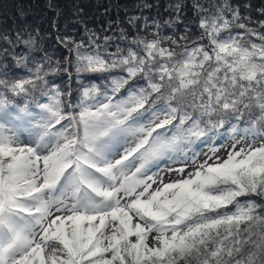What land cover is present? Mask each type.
I'll return each instance as SVG.
<instances>
[{"label": "snow or ice", "instance_id": "1", "mask_svg": "<svg viewBox=\"0 0 264 264\" xmlns=\"http://www.w3.org/2000/svg\"><path fill=\"white\" fill-rule=\"evenodd\" d=\"M193 8L191 47L58 35L61 64L32 33L0 36V264H264V32L232 0Z\"/></svg>", "mask_w": 264, "mask_h": 264}, {"label": "trees", "instance_id": "2", "mask_svg": "<svg viewBox=\"0 0 264 264\" xmlns=\"http://www.w3.org/2000/svg\"><path fill=\"white\" fill-rule=\"evenodd\" d=\"M196 2L197 0H0V36L8 34L14 38L15 33L23 32L24 38L27 39L28 33H32L37 38L36 47L46 51L53 61L58 60L61 64L65 63L68 52L57 43L58 35L61 37L70 35L77 40L86 41L90 32H95L101 44H103L104 36L112 37L109 41L111 47L108 50L115 51L117 44L121 48L129 46L128 40L134 36H147L151 39L153 33L159 32L160 35L171 36L177 40L187 36L186 43L191 47L193 42L204 43L199 39L202 30L198 27L199 17L193 8ZM210 2L212 0H199V3L204 5ZM215 2L219 3L220 0ZM232 2L239 3L241 13L251 18L250 27L264 32V28L259 27V21L264 20V14H262L264 0H232ZM245 4L250 7L245 8ZM175 5H180L179 11ZM130 17L139 19L130 25L128 23ZM157 25H159L158 28ZM120 29H123L128 39H120ZM3 46V42L0 41V47ZM181 50L180 47L176 48L178 52ZM16 51L23 52L24 48L18 47ZM42 54L41 51L33 53L36 59H39ZM5 62L10 69L9 79L28 75L25 68L14 66L11 57ZM28 67H32L31 62ZM69 72L72 73L71 98L75 102L80 95V85L75 72L71 68ZM104 75L107 74H82L80 79L85 85L93 82L103 84L106 82ZM48 79L62 88L68 82V76L65 73L55 77L49 76ZM125 91L122 90L119 95H123ZM40 98L39 90H37L32 99ZM219 131L222 135L217 137L216 141L225 142V129Z\"/></svg>", "mask_w": 264, "mask_h": 264}, {"label": "rangeland", "instance_id": "3", "mask_svg": "<svg viewBox=\"0 0 264 264\" xmlns=\"http://www.w3.org/2000/svg\"><path fill=\"white\" fill-rule=\"evenodd\" d=\"M249 142H250V140L249 141H243L241 146L247 147V145H248ZM261 143H264V142H262L260 140H257L253 146L254 147H259ZM224 144H225V147L224 148H221L220 149V152L218 153L221 156H225L226 155V148L230 146L231 140L230 139L226 140L224 142ZM205 151H207V148H204V149L201 150L202 154H201V156L199 158L201 162L204 159H206V157L203 155V152H205ZM189 170H191V168ZM171 178L172 179H175L176 176L174 174H172ZM167 179H169V176L168 175H165V180H167Z\"/></svg>", "mask_w": 264, "mask_h": 264}]
</instances>
